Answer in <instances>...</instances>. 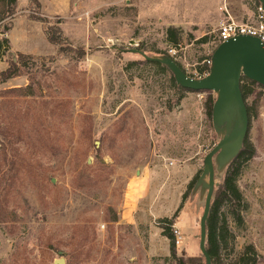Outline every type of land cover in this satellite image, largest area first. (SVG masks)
<instances>
[{
	"label": "rangeland",
	"instance_id": "1",
	"mask_svg": "<svg viewBox=\"0 0 264 264\" xmlns=\"http://www.w3.org/2000/svg\"><path fill=\"white\" fill-rule=\"evenodd\" d=\"M36 1L18 0L13 16L0 2V71L26 56L23 75L0 84V264H176L154 223L121 218L135 200L140 213L149 208V172L162 170L161 183L174 191L184 186L174 167L194 173L185 214L172 219L171 233L181 227L182 235L176 255L201 256L203 161L237 113L215 125L208 92L180 91L168 70L137 52L169 57L199 79L224 9L233 18L252 14L254 23L258 0ZM51 27L61 31L59 46L47 41ZM28 86L30 96L11 92ZM242 86L250 90L252 153L239 163L240 198L217 214L219 264L234 263L247 246L264 264V89ZM226 169L216 171L214 194Z\"/></svg>",
	"mask_w": 264,
	"mask_h": 264
},
{
	"label": "water",
	"instance_id": "2",
	"mask_svg": "<svg viewBox=\"0 0 264 264\" xmlns=\"http://www.w3.org/2000/svg\"><path fill=\"white\" fill-rule=\"evenodd\" d=\"M258 2L264 20V0H258ZM137 53L145 61L159 63L166 67L178 87L192 92L216 94L211 112V119L215 125L230 123V117L233 113H237V121L231 130L221 138L203 161L204 169L201 179L207 177V192L199 222V251L204 263L212 264L206 251V238L216 185V171L222 172L226 169L243 147L248 132L249 118L240 88L241 79L245 78L264 88V46L258 38L250 36H238L221 43L212 54L208 74L199 79L187 76L169 57H151L143 52Z\"/></svg>",
	"mask_w": 264,
	"mask_h": 264
},
{
	"label": "trees",
	"instance_id": "3",
	"mask_svg": "<svg viewBox=\"0 0 264 264\" xmlns=\"http://www.w3.org/2000/svg\"><path fill=\"white\" fill-rule=\"evenodd\" d=\"M17 1L18 0H0L1 3L6 4V6H7V10L5 12L7 14V16H13L15 14V8L14 7H15ZM32 1H35L37 3V5L39 6V3L36 0H32ZM51 31H53V34H51ZM172 31H173L172 29H168L167 34L168 35L172 34ZM46 34H47V41L50 44L56 45V46L60 45L61 31L59 28L51 27L48 29ZM172 43L175 45L176 44L175 40L174 41L172 40ZM61 49L62 48L60 47L59 50L62 51ZM24 56L25 55L19 54L17 56V59L15 61L10 62L8 67L5 70L0 71V84H4L11 79H14V78H17V77H20L21 75H23V69L26 66V63L24 62V59L26 56L25 57ZM143 63L148 64V65H152V66L161 67L162 69L167 70L166 67L162 66L159 63L148 62L145 60L143 61ZM205 70L207 72L208 68H206ZM243 80L246 81L250 86L256 85L259 88L264 89L263 87L257 85L254 82H251L245 78L241 79V81H243ZM172 81L174 83L173 78H172ZM246 87H248V86H246ZM176 88L182 92H192V91L186 90V89L178 87V86H176ZM240 88H241L243 99L245 101L250 90L245 91L243 89V86L241 87V85H240ZM11 92L23 94L24 96H30L33 94L31 86H28L25 89L18 88L15 90H11ZM203 93H205V92H203ZM208 93H209V95H208V98L206 100L205 106H206V110H207L208 114L211 117V112H212L213 104L215 102V98H213L210 95L211 92H208ZM246 108H247V112H248V118L250 121V110L247 106H246ZM245 139H246V137H245ZM251 153H252L251 148L249 149V146L247 147L245 145V140H244L243 147H242L240 153L228 165L226 172H225L223 182L219 186V189L214 194L213 202L211 204L210 213H209V219H208V224H207V238H206V251L211 258L212 264H219V261H220L219 252H220V247H221V239H220V237H218V234H217V231H218V229H217V214H218L219 208L225 201L231 203L232 200H236V199L240 198L239 192L235 186V180H236L238 170H239V163L244 157H246V159L251 157ZM193 183H194V179L188 184V188H190ZM185 195L182 196V204L180 205L177 212H179L183 206V201L185 200V197H186ZM177 212H176V214H177ZM176 214L174 215V217L176 216ZM158 225L162 229L161 235L169 241L170 258L176 264H205L204 259L201 256L189 257V258L177 257L176 249H175V245H174V242H175L174 236L170 230L171 226H172V220L162 219L158 222ZM257 257L258 256H257L254 248L252 246H247L245 248V251L241 254V256L238 257L237 260H235V262L232 264H256Z\"/></svg>",
	"mask_w": 264,
	"mask_h": 264
},
{
	"label": "crops",
	"instance_id": "4",
	"mask_svg": "<svg viewBox=\"0 0 264 264\" xmlns=\"http://www.w3.org/2000/svg\"><path fill=\"white\" fill-rule=\"evenodd\" d=\"M230 15V14H229ZM230 17L237 21L238 23H250L252 22V14L248 13V17L245 20V18L241 19L239 17L233 18L231 15ZM167 168V166H166ZM162 169V168H159ZM168 169V168H167ZM172 173L174 174V179L175 182H183L182 184L184 186H180L179 189L174 191L172 188H170L169 184H162L161 183V178L162 176L165 175V173H162V170H153L151 171V174H149L151 177H154V184L148 183V189L147 191L151 190V195L148 198H145L146 201L148 202L146 206V210H142L143 212L140 213V209H137L136 207L140 204L139 200H135L132 205H127L125 206L124 210L121 213V218L126 219L127 223H133L134 221H140L142 223L148 224L153 226L154 223V229H156L159 233H162V229L159 227L158 222L162 219H176L174 215L178 211L180 205L182 204V195L185 191V187L192 181V177L194 175L193 171L191 169L184 170L185 173H183L180 167H174L172 169ZM171 173V172H170ZM139 174V180H141V175ZM160 176V178H159ZM160 179V180H159ZM160 181V182H159ZM150 185V186H149ZM161 185H163L164 188L161 189ZM160 187V189H159ZM171 191L174 193V201H172L173 198L170 199V196L168 193H171ZM133 192V191H132ZM145 197V196H144ZM129 207V208H126ZM185 207L181 209V212H177L178 214L180 213V218L182 215L185 214ZM156 220L158 222L156 223ZM178 219H176L177 223ZM181 225V224H180ZM177 226V225H176ZM185 226V225H184ZM182 226L183 230L185 231V227ZM178 227V226H177ZM181 227H178L180 230Z\"/></svg>",
	"mask_w": 264,
	"mask_h": 264
},
{
	"label": "built area",
	"instance_id": "5",
	"mask_svg": "<svg viewBox=\"0 0 264 264\" xmlns=\"http://www.w3.org/2000/svg\"><path fill=\"white\" fill-rule=\"evenodd\" d=\"M224 11L225 14L227 15V19L225 21H222L216 30V38H217L216 47L219 46L221 43H224L229 39H234L238 36H250V37L258 38L264 46V20L262 18V11L260 9V6L258 8L259 13L257 16V20L254 23H238L237 21H235L230 17L226 9H224ZM170 52L172 53V55L176 54L175 50L173 49ZM212 54L204 62L205 63L204 65L206 66V68H208V71L211 66ZM207 74L205 71V74L203 73V77L206 76ZM199 77H201V75ZM173 236H174L175 244L180 245L182 240V235L180 231L175 227L173 228Z\"/></svg>",
	"mask_w": 264,
	"mask_h": 264
}]
</instances>
